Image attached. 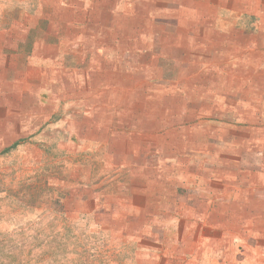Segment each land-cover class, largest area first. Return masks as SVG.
<instances>
[{
  "label": "rangeland",
  "instance_id": "obj_1",
  "mask_svg": "<svg viewBox=\"0 0 264 264\" xmlns=\"http://www.w3.org/2000/svg\"><path fill=\"white\" fill-rule=\"evenodd\" d=\"M152 2L156 10L163 4L152 25L153 52L120 56L147 69L137 77L149 75L152 84L131 99L144 101L145 114L130 104L120 137L96 142L82 133L80 103L57 99L38 135L7 152L1 146L0 264H35L36 247L28 240L25 247L22 233L63 228L71 238L52 246L49 264L241 261L240 224L247 220L223 207L224 180L252 169L255 147L264 143V77L250 70L257 56L207 49V35H223L224 22L240 23L235 13L220 9L212 19L206 1L185 0L183 13L174 0ZM101 6L103 0H0V88L20 77L19 55L46 44V35H112L102 29L112 16Z\"/></svg>",
  "mask_w": 264,
  "mask_h": 264
},
{
  "label": "crops",
  "instance_id": "obj_2",
  "mask_svg": "<svg viewBox=\"0 0 264 264\" xmlns=\"http://www.w3.org/2000/svg\"><path fill=\"white\" fill-rule=\"evenodd\" d=\"M149 1L103 0L101 10L112 17L103 23L102 29L112 30V35H89V32L87 35L66 32L46 35V44L33 43L31 52L19 55L23 57L20 77L11 79L6 88H0V149L2 145L8 148V136L13 137L12 146L38 135L55 114L57 99L69 104L80 103L85 126L82 125V133L93 136L91 140L107 143L109 137L112 141L118 139L120 127L128 126L129 105L134 111L135 106L141 105L139 111L144 113V101L131 100L136 89L149 88L152 84L149 75L137 77V69L143 70L144 66L138 68L134 63L121 62L120 58L143 50L153 52L156 36L152 35V25L163 4L156 10L153 5L156 2L149 4ZM184 1L174 0L182 13ZM204 1L207 3L206 14L212 19L213 11L223 9L235 13L240 20L233 27L230 22H224L227 29L218 30L223 35H207V49L214 50L218 46L224 51L234 49L240 56L256 55L255 67L250 70L263 78L264 0H201ZM248 18L252 22L250 28L241 22ZM208 23L211 24L209 30L214 31L215 22L210 20ZM66 24L65 28L68 24L75 25L73 22ZM217 38L223 42H218ZM7 46L9 51L17 50ZM240 62L253 64L246 59H240ZM261 98L259 100L264 101V97ZM6 108L7 112L13 111L3 116ZM254 152L256 159L248 165L252 169L247 167L245 172L230 173L224 180L229 201L223 207H230L231 214L247 220V224H240L243 252H240L239 264H264V143L257 145ZM210 181H215L211 184L216 192L218 180L212 178Z\"/></svg>",
  "mask_w": 264,
  "mask_h": 264
},
{
  "label": "trees",
  "instance_id": "obj_3",
  "mask_svg": "<svg viewBox=\"0 0 264 264\" xmlns=\"http://www.w3.org/2000/svg\"><path fill=\"white\" fill-rule=\"evenodd\" d=\"M19 142L14 143L9 148H6L4 151L7 152L11 148H15L18 145ZM53 221H57L55 218ZM70 233L66 228L63 229H45L41 230L38 229L34 231L33 233L27 234L26 231L22 233L23 235V241L25 247L28 245V241L34 244V247H36L34 250V255L36 256L35 264H49L48 258L51 254L52 246L56 243L58 246H65L68 238L70 239ZM32 234V235H31ZM28 240V241H27ZM27 241V242H26ZM30 243V244H31ZM29 244V245H30ZM31 244V245H33ZM38 244V245H36ZM36 253V251H38ZM53 251V250H52ZM36 253V254H35ZM49 253V254H48ZM31 260H25L23 264H31Z\"/></svg>",
  "mask_w": 264,
  "mask_h": 264
}]
</instances>
